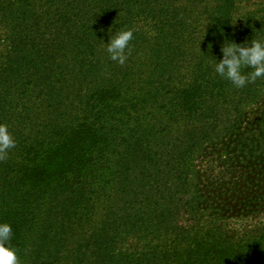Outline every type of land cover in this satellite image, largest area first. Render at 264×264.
Here are the masks:
<instances>
[{"label":"trees","instance_id":"trees-1","mask_svg":"<svg viewBox=\"0 0 264 264\" xmlns=\"http://www.w3.org/2000/svg\"><path fill=\"white\" fill-rule=\"evenodd\" d=\"M214 1L0 0L21 264H264V77L214 72L225 38H264V0Z\"/></svg>","mask_w":264,"mask_h":264},{"label":"clouds","instance_id":"clouds-1","mask_svg":"<svg viewBox=\"0 0 264 264\" xmlns=\"http://www.w3.org/2000/svg\"><path fill=\"white\" fill-rule=\"evenodd\" d=\"M237 18L234 22L231 20L229 22L235 24ZM109 33L107 43L103 40L108 59L124 65L131 52L130 41L133 39L134 29L124 28ZM221 34L223 35V30ZM220 51L221 58L215 57L214 72L231 81L236 88H243L257 78L264 77V38L252 36L243 43L225 38ZM245 68L249 69L247 73L243 71ZM15 146L16 139L9 125L0 122V161L7 159L10 150ZM12 237V225L7 221H0V264H21Z\"/></svg>","mask_w":264,"mask_h":264},{"label":"rangeland","instance_id":"rangeland-1","mask_svg":"<svg viewBox=\"0 0 264 264\" xmlns=\"http://www.w3.org/2000/svg\"><path fill=\"white\" fill-rule=\"evenodd\" d=\"M206 2H211V4H214L215 1L214 0H205ZM242 6H248V4H245L244 2H242ZM242 11V10H241Z\"/></svg>","mask_w":264,"mask_h":264}]
</instances>
